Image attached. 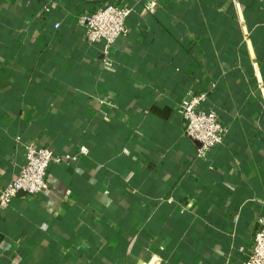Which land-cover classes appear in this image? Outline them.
Listing matches in <instances>:
<instances>
[{
  "label": "crops",
  "instance_id": "1",
  "mask_svg": "<svg viewBox=\"0 0 264 264\" xmlns=\"http://www.w3.org/2000/svg\"><path fill=\"white\" fill-rule=\"evenodd\" d=\"M109 3L131 13L105 57L82 19ZM191 91L226 128L203 157ZM28 143L88 153L0 208V264H242L264 218V0H0V188Z\"/></svg>",
  "mask_w": 264,
  "mask_h": 264
},
{
  "label": "built area",
  "instance_id": "2",
  "mask_svg": "<svg viewBox=\"0 0 264 264\" xmlns=\"http://www.w3.org/2000/svg\"><path fill=\"white\" fill-rule=\"evenodd\" d=\"M237 0H232L236 2ZM47 10V9H45ZM131 7L127 4H105L82 19L85 36L90 42L102 43V52L109 55L112 45L129 32L128 18ZM109 64L108 59L105 60ZM206 92H189L179 103L178 112L184 123V133L199 142L196 155L203 157L213 147L223 142L226 128L213 110L201 107ZM19 142V138H16ZM88 148L80 145L74 154H55L49 148L33 143L22 149V164L16 176L0 188V208H7L18 193L34 195L49 188L47 169L50 163L75 160L86 155ZM242 264H264V218L259 217L250 248Z\"/></svg>",
  "mask_w": 264,
  "mask_h": 264
},
{
  "label": "water",
  "instance_id": "3",
  "mask_svg": "<svg viewBox=\"0 0 264 264\" xmlns=\"http://www.w3.org/2000/svg\"><path fill=\"white\" fill-rule=\"evenodd\" d=\"M20 193H22V192H20Z\"/></svg>",
  "mask_w": 264,
  "mask_h": 264
}]
</instances>
